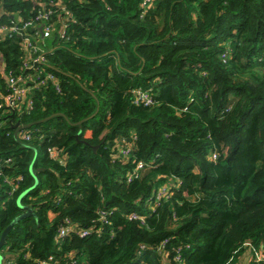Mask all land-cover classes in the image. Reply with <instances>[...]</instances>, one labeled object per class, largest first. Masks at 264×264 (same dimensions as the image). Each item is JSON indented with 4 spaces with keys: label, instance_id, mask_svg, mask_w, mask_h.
<instances>
[{
    "label": "trees",
    "instance_id": "1",
    "mask_svg": "<svg viewBox=\"0 0 264 264\" xmlns=\"http://www.w3.org/2000/svg\"><path fill=\"white\" fill-rule=\"evenodd\" d=\"M62 1L77 25L47 53L61 92L37 90L34 112L0 127V160H13L4 174L23 178L11 198L0 188L1 264H231L248 245L263 250L264 0H154L147 10L143 0ZM39 7L0 0V24ZM24 56L19 37H0V96ZM249 69L261 72L253 82L241 79ZM138 89L155 103L136 105ZM12 120L33 142L16 138ZM123 141L134 147L125 159ZM50 148L64 149V165ZM139 162L151 167L128 182ZM65 218L92 230L58 243Z\"/></svg>",
    "mask_w": 264,
    "mask_h": 264
},
{
    "label": "built area",
    "instance_id": "2",
    "mask_svg": "<svg viewBox=\"0 0 264 264\" xmlns=\"http://www.w3.org/2000/svg\"><path fill=\"white\" fill-rule=\"evenodd\" d=\"M40 7L36 10L34 16L25 20L22 18L20 12H15L10 15V25L0 24V37L5 35H13L22 40L24 60L23 69L20 75H12L9 77L10 92L5 96H0V127L4 117L9 116L22 118L23 115H30L35 110V92L53 87L55 91L61 92V79L59 76L48 70L49 64L47 62V53L54 49L55 41H70L69 29L71 24L77 25V21L73 16V12L68 8L67 4L62 0H52L48 3L41 4L37 0ZM80 3L85 4L89 0H79ZM154 0H143L142 7L148 9L152 6ZM26 71V73H24ZM134 103L136 105L143 104L144 106H152L155 102L153 95L149 90L138 89L133 92ZM15 120L11 121L12 125L16 126V138L23 143H31L34 138L32 132L26 125L19 121L14 124ZM117 157L122 159L129 158L134 151V147L129 142L123 141L118 144ZM49 156L55 162L64 165L67 161V154L64 149L50 148L48 150ZM216 161L218 154L212 152L209 157ZM13 160L8 158L0 160V188L7 185L10 187L7 192L8 197L11 198L17 192L20 182L23 180L21 176L12 178L4 174L5 168H11ZM151 166L144 162H139L135 168L127 173L128 182H132L141 178ZM178 179L174 176L169 178L165 184L157 191L156 206H159L163 200H168L171 196L170 188L176 187ZM107 213L104 211L98 212V221L106 222ZM56 217V215H55ZM131 219H138L137 215H132ZM87 228H81L78 224L72 222L68 218L63 219L62 224L58 228L56 241L61 243L64 238L69 237L73 233L80 237H85L90 233ZM166 242L158 247V252L163 253ZM29 257V256H28ZM179 259V258H178ZM36 264H57L53 256L45 260H35ZM255 262L261 264L264 262V249L260 251L259 255L255 257Z\"/></svg>",
    "mask_w": 264,
    "mask_h": 264
},
{
    "label": "crops",
    "instance_id": "3",
    "mask_svg": "<svg viewBox=\"0 0 264 264\" xmlns=\"http://www.w3.org/2000/svg\"><path fill=\"white\" fill-rule=\"evenodd\" d=\"M194 197H198V195L191 196L190 200H192ZM52 217H55V215L51 213V218ZM259 253H260V250L255 251V249L251 245H248L243 251V253L241 254V256L239 257V259L236 262L231 263V264H251L255 256L256 255L258 256Z\"/></svg>",
    "mask_w": 264,
    "mask_h": 264
},
{
    "label": "rangeland",
    "instance_id": "4",
    "mask_svg": "<svg viewBox=\"0 0 264 264\" xmlns=\"http://www.w3.org/2000/svg\"><path fill=\"white\" fill-rule=\"evenodd\" d=\"M261 74V72H260V70H253V69H249V70H246L245 71V73L243 74V76H241V79L242 80H250V81H252L253 82V76H255V75H260ZM198 198L197 197H194L193 199H192V201H195V200H197ZM52 218H54V217H52ZM2 254V253H1ZM1 254H0V256H1ZM236 262V261H235Z\"/></svg>",
    "mask_w": 264,
    "mask_h": 264
},
{
    "label": "water",
    "instance_id": "5",
    "mask_svg": "<svg viewBox=\"0 0 264 264\" xmlns=\"http://www.w3.org/2000/svg\"><path fill=\"white\" fill-rule=\"evenodd\" d=\"M98 147V146H97ZM97 147H95V149H97ZM2 243H3V239L2 241L0 242V247L2 246ZM1 260H2V257L0 256V264H1Z\"/></svg>",
    "mask_w": 264,
    "mask_h": 264
}]
</instances>
